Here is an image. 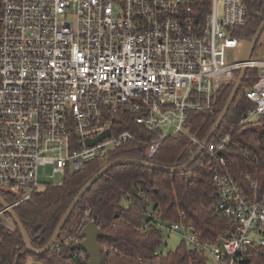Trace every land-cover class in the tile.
I'll use <instances>...</instances> for the list:
<instances>
[{
	"label": "built area",
	"instance_id": "1",
	"mask_svg": "<svg viewBox=\"0 0 264 264\" xmlns=\"http://www.w3.org/2000/svg\"><path fill=\"white\" fill-rule=\"evenodd\" d=\"M246 19V0H0V192L14 198L9 208L138 141L112 129L120 110L153 132L147 158L167 137L184 136L198 148L190 114L212 113L218 92L240 69H254L245 91L251 107L239 120L250 131L211 141L213 133L201 153L212 172L214 212L227 218L230 236L201 240L183 213L178 222L151 208L140 217L142 230L177 233L204 264H245L264 247V49L238 58L243 41L235 29ZM234 153L250 167L232 170ZM47 166L49 182L41 184ZM73 229L79 234L82 226ZM162 246L155 256L168 253Z\"/></svg>",
	"mask_w": 264,
	"mask_h": 264
},
{
	"label": "trees",
	"instance_id": "2",
	"mask_svg": "<svg viewBox=\"0 0 264 264\" xmlns=\"http://www.w3.org/2000/svg\"><path fill=\"white\" fill-rule=\"evenodd\" d=\"M247 19L235 29L237 38L249 42L264 19V0H246ZM264 49V30L257 40L252 54ZM257 77V70L247 69L224 119L214 132L244 134L248 127L239 125L240 118L251 107L245 91ZM233 85L222 88L216 95L212 113L192 112V134L202 141L222 110ZM112 129L116 132L131 131L139 139L129 142L109 154L106 159L86 163L81 169L67 172L61 186L47 185L28 200L18 204L14 211L21 221L34 248H42L50 239L62 214L83 185L105 164L119 159L148 161L155 165L172 168L184 164L197 150V146L184 137H167L160 142L155 155L144 154L145 140L153 136L137 125L134 116L120 110L113 116ZM240 153L233 154L230 168L234 171L249 168ZM264 166V164L262 165ZM188 175H191L189 178ZM211 168L204 154L184 171L168 173L137 165H118L107 170L95 181L79 200L62 228L51 249L41 255L25 250L17 227L0 226V264H89L87 255L64 241L77 236L73 226H84V218L94 219V225L106 235L99 239L102 264H204L202 256L189 250L183 243L164 257L153 252L163 244V232L150 226L141 229L140 217L149 208L158 209L163 221L178 222L180 213L184 222L191 225L201 240H216L230 230L227 218L214 212L215 188ZM135 189L138 196L132 190ZM144 193V196H141ZM6 203L14 198L0 192ZM2 206L0 205V210ZM6 218L10 217L5 214ZM76 222V223H75ZM245 264H264V247L254 249Z\"/></svg>",
	"mask_w": 264,
	"mask_h": 264
},
{
	"label": "water",
	"instance_id": "3",
	"mask_svg": "<svg viewBox=\"0 0 264 264\" xmlns=\"http://www.w3.org/2000/svg\"><path fill=\"white\" fill-rule=\"evenodd\" d=\"M264 30V19L261 21L259 24L257 30L255 31L253 37L249 42H242L240 45L239 49V55L238 58L242 59L243 61H247L252 53V50L259 39L261 33ZM245 73V69L242 68L239 70L236 80L233 84V87L231 89V92L222 108L220 111L219 115L215 119L212 127L210 128L209 132L205 136V138L202 140L201 145L197 148V150L194 152V154L182 165L178 167H172V168H166V167H161L158 165H155L153 163H150L148 161H142V160H132V159H119L115 161H111L108 163H105L84 185L83 187L78 191V193L73 197L72 201L68 205V207L65 209L64 213L62 214L58 224L56 225L52 236L50 237L49 241L42 247V248H34L31 245L30 238L28 237L24 226L22 225L21 221L19 220L18 216L16 215L14 209L9 208L8 203L2 198L0 195V205L2 208L6 209L8 216L10 217V220L13 222V224L17 227L18 231L21 234L23 244L25 246V250L31 254L34 255H41L47 252L53 244L57 241L60 232L62 228L64 227L65 223L69 219L72 211L74 210L75 206L78 204L79 200L82 198V196L86 193V191L91 187V185L97 181L107 170L114 166L118 165H137L141 167H146L149 169L157 170V171H164L168 173H177V172H182L185 169H187L197 158L198 156L202 153L203 146L208 142V140L211 138L213 133L216 131V129L219 127L221 124L222 120L224 119L226 112L228 111L233 98L238 91L240 84L242 82L243 75ZM109 131H106L104 135H108ZM103 138V137H102ZM222 154L226 155V152H223ZM190 178L191 175H188ZM133 194L135 196H138L137 192L135 189L132 190ZM76 223V222H75ZM77 224V223H76ZM75 224V225H76ZM79 238L81 241L77 244L74 245L73 248L83 251L89 260V264H102V258H101V249L100 245L98 243L99 239H106V235H104L94 224L92 223H87L84 225L81 229V231L78 234ZM230 236V233H226L223 235L222 239H226ZM222 239L218 241V243H222ZM36 264V263H33Z\"/></svg>",
	"mask_w": 264,
	"mask_h": 264
},
{
	"label": "rangeland",
	"instance_id": "4",
	"mask_svg": "<svg viewBox=\"0 0 264 264\" xmlns=\"http://www.w3.org/2000/svg\"><path fill=\"white\" fill-rule=\"evenodd\" d=\"M50 172V167H44L40 169V174H39V180L41 184H45L49 182L48 179V174ZM3 223L7 228L13 229V224L9 218H3ZM181 236L178 235L177 233H172L170 236H164L163 237V244L166 242V247L162 246V248H165L167 251H174L181 242ZM209 264H214L212 261L209 262Z\"/></svg>",
	"mask_w": 264,
	"mask_h": 264
},
{
	"label": "crops",
	"instance_id": "5",
	"mask_svg": "<svg viewBox=\"0 0 264 264\" xmlns=\"http://www.w3.org/2000/svg\"><path fill=\"white\" fill-rule=\"evenodd\" d=\"M32 264V263H31Z\"/></svg>",
	"mask_w": 264,
	"mask_h": 264
}]
</instances>
